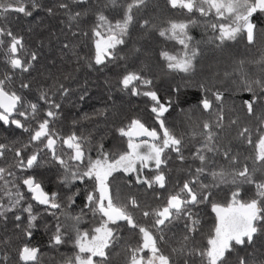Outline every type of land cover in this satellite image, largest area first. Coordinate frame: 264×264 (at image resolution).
I'll return each instance as SVG.
<instances>
[{
  "label": "snow or ice",
  "instance_id": "1",
  "mask_svg": "<svg viewBox=\"0 0 264 264\" xmlns=\"http://www.w3.org/2000/svg\"><path fill=\"white\" fill-rule=\"evenodd\" d=\"M149 3L53 0L46 6L41 0H0L4 21L11 14L34 17L39 10L49 17L62 14L60 23L71 38L61 42L60 58L63 61L67 55L75 65L72 71L48 73L52 83L36 86V95L29 99L26 93L34 88L30 77L37 71L45 41L39 40L34 49L24 35L0 23V130L7 133L0 142V228L7 231L11 224L22 237L15 248L8 239L0 241V264H13L10 253L15 254V264H40L43 254L32 240L44 214L56 221L45 225L46 230L52 229L49 246L73 248L61 264H112L117 246H123L125 264H232L233 259L235 264H264V110L258 111L264 108V53L232 63L222 78L231 88L217 87L212 77L196 83L201 92L196 107L206 118L188 133L177 132L167 123V114L181 102L180 86L174 89L177 98L162 100L150 76L126 66L119 79L120 90L148 99L155 126L138 116L111 124L108 131L122 141L121 147L113 149L105 147L104 137L93 146L92 133L64 134L57 127L64 117L60 101L70 92L64 81L72 79L82 63L89 69L106 68L126 60L127 55H122L126 49L134 56L140 54L142 49L133 43L137 26L145 37L155 31L180 45L178 51L162 49L159 55L167 69L189 77L195 76L198 60L205 54L201 44L223 52L241 40L254 46L257 35L264 33L260 26L264 25V0H166L167 8L179 15L159 24L153 17L142 16ZM91 9H95V22L86 30L82 24ZM106 9L118 11L120 18L110 19ZM196 27L205 32L202 41L192 35ZM52 37L59 40L50 31L48 38ZM80 37L91 41V56L78 52ZM50 62L55 66V59ZM189 84L185 82L186 87ZM232 92L251 96L239 106L233 102L226 118V93ZM98 115L107 119L106 110ZM23 134L26 139L20 138ZM177 161L187 178L173 186L171 164ZM41 169L54 172L61 191L47 190ZM117 174H123L129 188L151 190L161 203L142 206L134 195L122 197ZM221 193L223 199H218ZM78 199L83 207L74 213ZM202 206L214 214L203 245L197 239L204 235ZM89 214L91 220L86 221ZM85 222L91 227L81 228ZM178 224L182 225L179 238ZM124 229L135 234V244L122 243Z\"/></svg>",
  "mask_w": 264,
  "mask_h": 264
},
{
  "label": "trees",
  "instance_id": "2",
  "mask_svg": "<svg viewBox=\"0 0 264 264\" xmlns=\"http://www.w3.org/2000/svg\"><path fill=\"white\" fill-rule=\"evenodd\" d=\"M52 2L53 0H41V3L46 6H50ZM94 11L95 9L90 10V14L85 17V22L82 24V27L86 30L95 22V16L92 14ZM105 14L110 19L120 18L119 12L112 9H106ZM178 15V13H174L167 8L166 0H150L149 7L142 13V16L145 18L153 17L158 24L163 19L176 18ZM62 19V14L58 17H49L43 10L34 12V17L11 14L8 21L0 19V23H7L13 31L24 35L26 41L34 49L37 47L39 40L45 41L43 47L40 49L41 61L37 64V71L32 72L30 77L33 79L34 88L31 94L26 93L29 99H33L36 95V86H47L52 83L51 79H47L48 73L58 74L61 70L72 71L75 67L69 56H64L63 61L60 58L61 42H67V39L71 38L68 29L64 28L63 24L60 23ZM257 23L259 25V21ZM62 28H64L63 34L60 31ZM50 31L55 32L59 40L55 37L49 39ZM192 35L196 40L202 41L205 39V32L200 27L193 28ZM76 42L79 44L77 50L81 55L91 56L93 54L91 41L88 38L80 37ZM133 43L136 47L142 49L140 54L134 56L126 49L125 53H122V55H127L126 60L116 61L114 64H109L106 68L94 66L93 69H89L82 63L78 70L73 72V78L64 81L65 86L70 89V92L67 97L60 101L64 117L63 122L57 125L59 130L64 134L71 131L85 135L92 133L93 146L101 137H104L105 147L113 149L121 147L122 141L117 139L114 132L108 131L111 124L120 125L121 123H126L128 119L138 116L148 125L155 126L153 115L148 111V99L133 97L127 92L120 90L119 79L124 73L126 66L128 70H142L150 76L162 100L177 98L174 89L180 86L181 93L179 94V98L181 102L178 105H174L170 114H167V123L169 127L174 128L177 132L188 133L192 126L197 124L201 119L206 118L196 107L198 103L197 97L201 95V92L196 87V83L206 77H212V82L217 87L231 88L230 82L222 78L225 71H230L232 63L238 59L251 60L259 58L264 53V33L257 35L254 46L247 45L246 41L241 40L239 43L230 44L223 52L213 51L211 50V46L201 44V47L205 48V54L198 60V69L195 76L189 77L184 73L172 72L167 69L165 62L159 55L162 49L178 51L181 46L174 41H167L159 37L155 31L145 37L137 26L133 32ZM53 59L56 61L55 66L50 62ZM0 67H2V58H0ZM216 72L220 73L219 77H213V73ZM186 81H190L187 87L185 86ZM85 89L87 90L86 92ZM82 94L84 95L83 100L80 99ZM250 96L251 94L246 92H232L230 95L226 93V118L230 115L227 109L233 106V102H235L236 106H239L244 99H248ZM105 110L107 111V119L104 116L98 115L99 112ZM262 110L264 108L258 109V111ZM237 111L240 112L242 117L244 116L239 107H237ZM86 117H91V119ZM73 120L78 121V123L73 125ZM5 135L7 133L0 130V142H4ZM17 136L19 137L20 133H17ZM20 138L26 139L27 134H23ZM192 143H196V141ZM192 143L189 144V151H191ZM241 150L243 151V149ZM93 156H95V151H93ZM173 159L175 158L173 157ZM180 167L181 165L178 161L171 164L172 172L170 173V179L173 186L177 185V182L182 183L187 178L186 174L179 170ZM40 172L44 174L42 179L45 181L47 190L61 191L56 183L53 171L41 169ZM117 175L120 178L116 181V186L119 188L122 197L134 195L141 202L142 206L155 207L161 203V201L156 199L151 190H145L143 186L129 188L124 182L123 174ZM223 196L224 193H221L218 199H223ZM82 207L83 202L81 199H78L77 205L73 206L72 211L78 213ZM37 210L42 211V208ZM200 214L204 235L198 236L197 239L203 245L206 243L205 236L214 223V214L211 213L210 208L204 206L201 207ZM63 219L61 217V220ZM90 220L91 215L89 214L86 217V221ZM64 222L66 224L70 223V221ZM55 223L56 221L53 217L44 214L39 221L38 229L34 232L32 243L39 245L43 254L40 258V264H61L62 258L71 255L73 252L71 245L62 246L59 249H53L49 246L48 240L52 229L50 227L46 230L45 225L51 226ZM89 227H91V224L88 222L81 224V228L86 229ZM181 227L182 225L178 224L175 229L177 238H179ZM122 237V243L135 244L137 241L135 234L129 232L127 229L123 230ZM4 239L10 240L13 248L22 242V237L13 229L11 224H9L7 231L0 228V241ZM0 247H3V245L0 244ZM240 254L244 255L245 253L241 252ZM10 255L13 256V264H15V254L10 253ZM111 260L112 264H125L123 246H117L113 250ZM232 264H235V259H233Z\"/></svg>",
  "mask_w": 264,
  "mask_h": 264
}]
</instances>
